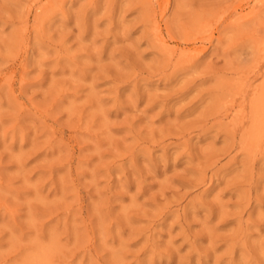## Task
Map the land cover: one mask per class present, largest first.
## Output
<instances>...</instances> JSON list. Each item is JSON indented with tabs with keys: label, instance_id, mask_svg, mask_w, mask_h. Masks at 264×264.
Returning a JSON list of instances; mask_svg holds the SVG:
<instances>
[{
	"label": "rangeland",
	"instance_id": "374dc122",
	"mask_svg": "<svg viewBox=\"0 0 264 264\" xmlns=\"http://www.w3.org/2000/svg\"><path fill=\"white\" fill-rule=\"evenodd\" d=\"M0 264H264V0H0Z\"/></svg>",
	"mask_w": 264,
	"mask_h": 264
}]
</instances>
